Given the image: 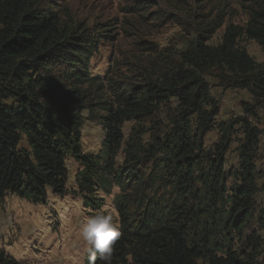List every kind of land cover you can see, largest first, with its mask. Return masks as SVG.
I'll list each match as a JSON object with an SVG mask.
<instances>
[{"label":"trees","instance_id":"16d2710c","mask_svg":"<svg viewBox=\"0 0 264 264\" xmlns=\"http://www.w3.org/2000/svg\"><path fill=\"white\" fill-rule=\"evenodd\" d=\"M238 1L248 20L229 22L219 44L210 41L226 11L198 21L180 53L161 54L137 79L119 82L115 74L102 81L90 72L97 41L62 26L40 0H0V204L8 194L39 204L70 193L67 160L73 157L72 191L86 209L101 208L99 190L119 189L113 203L121 236L111 264H260L264 239L241 250L237 238L259 191L261 131L244 118L220 123L219 143L205 146L220 113L208 77L224 88L247 89L264 107V68L239 44L252 39L264 53V0ZM257 107L244 108L255 116ZM163 110L167 122L156 118ZM89 121L104 136L97 153L83 150ZM131 121L126 140L124 125ZM239 130L240 165L227 171L226 154ZM140 166H146L141 174ZM0 262L20 264L2 251ZM87 264H93L89 251ZM94 264L105 262L97 254Z\"/></svg>","mask_w":264,"mask_h":264},{"label":"rangeland","instance_id":"374dc122","mask_svg":"<svg viewBox=\"0 0 264 264\" xmlns=\"http://www.w3.org/2000/svg\"><path fill=\"white\" fill-rule=\"evenodd\" d=\"M39 5L43 11L56 14L62 26L72 27L75 35L83 33L97 41L98 51L89 68L102 81L112 74L119 82L135 80L140 70L152 65L161 54L180 53L195 37L200 20L228 12L225 24L210 41L214 45L221 42L229 22L244 25L248 20L246 10L238 0H40ZM239 44L247 49L258 67L264 68V53L257 42L243 37ZM64 67L66 69L67 66ZM207 79L211 94L219 101L220 107L216 126L205 136L207 149L219 143L220 123L244 118L261 131L256 155L259 191L253 216L243 229L241 239L237 238L238 247L243 250L247 249L249 240L264 239V107H257L247 89L224 88L215 78ZM93 93L101 92L93 90ZM245 105L256 106L257 114L253 116L246 112ZM156 118L167 122L164 110ZM95 123L97 121H89L83 129V150L86 153H97L103 143V133ZM133 125V121L124 125L126 140ZM144 125L150 127L152 122L147 120ZM148 135L146 140H149ZM240 137H243L240 130L232 136L226 154L227 171H234L240 165ZM123 149L118 156L120 169L126 165ZM67 164L70 168V193L51 196L46 203L39 204L8 194L0 204V252L6 257L20 264H87L89 246L81 235L86 219L107 208L114 211V222L120 226L119 214L113 203L118 187H114L110 194L99 190V193H104L99 195L104 202L101 208L86 209L82 196L72 191L76 189L78 163L70 157ZM139 168L138 173L141 174L146 166ZM259 263L264 264L263 256Z\"/></svg>","mask_w":264,"mask_h":264},{"label":"clouds","instance_id":"9594fccd","mask_svg":"<svg viewBox=\"0 0 264 264\" xmlns=\"http://www.w3.org/2000/svg\"><path fill=\"white\" fill-rule=\"evenodd\" d=\"M115 191H119L118 188ZM98 195L103 196L101 192ZM81 235L89 246L90 260L95 262L97 254L105 264H111L113 246L120 238L121 233L114 222V211L102 209L95 215L88 217L81 228Z\"/></svg>","mask_w":264,"mask_h":264}]
</instances>
